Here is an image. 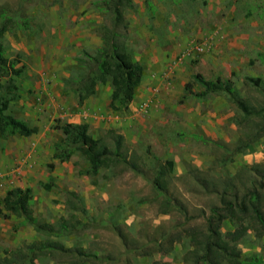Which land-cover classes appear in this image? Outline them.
Masks as SVG:
<instances>
[{"label": "rangeland", "instance_id": "rangeland-1", "mask_svg": "<svg viewBox=\"0 0 264 264\" xmlns=\"http://www.w3.org/2000/svg\"><path fill=\"white\" fill-rule=\"evenodd\" d=\"M94 1L24 0L30 26L4 34L5 56L23 67L10 111L38 131L0 139V256L40 239L20 217L1 210L6 190L19 186L31 188L33 213L47 222L67 214L69 192L81 199L90 226L61 241L97 253L94 264H189L192 245L185 229L202 220L188 219L220 204L223 181L243 165L264 162V130L257 132L254 124L264 119L242 120L239 108L223 94L183 98L184 85L195 74L230 79L241 97L264 104V96L248 81L264 79L258 56L264 52V0H133L126 13L133 57L145 51L138 43L141 30L160 41L170 37L179 46L155 75L157 81H152L148 60L143 62L141 83L119 112L109 108L108 83L99 84L81 105L74 93L61 90L76 55L100 44L103 15ZM17 2L0 0V5L15 7ZM65 122L87 123L94 137L108 143L107 130H115L123 136L125 156L141 170L118 164L88 174L78 153L60 162L53 157L62 139L55 125ZM248 138V148L233 152L240 139ZM166 159L173 161L170 191L185 212H159L162 195L153 189L150 168ZM232 229L225 220L222 234ZM238 245L244 257L264 264V236L249 229ZM59 261L40 257L24 264Z\"/></svg>", "mask_w": 264, "mask_h": 264}, {"label": "trees", "instance_id": "trees-1", "mask_svg": "<svg viewBox=\"0 0 264 264\" xmlns=\"http://www.w3.org/2000/svg\"><path fill=\"white\" fill-rule=\"evenodd\" d=\"M23 1L18 0L15 7L8 3L0 5V79L4 78L3 83L0 82V139L13 135L30 136L38 131L37 126L29 125L10 111L11 94L18 88L16 78L23 67L16 65L18 61L5 56L3 38L5 32L24 30L30 26L31 17L23 9ZM94 4L103 15L100 44L92 52L82 50L76 55L71 72L62 80V91L74 93L77 104L81 105L96 93L99 84L108 83L111 87L109 108L119 112L132 101L145 70L143 63L133 57L127 46L129 24L125 10L134 3L133 0H95ZM258 56L264 63V52ZM248 81L264 96V79L248 77ZM195 86L197 91L193 90ZM209 94L226 96L239 108L242 120L253 122L252 117L264 119V104L256 106L241 97L230 79L207 80L195 74L192 81L184 85L183 98H204ZM254 124L257 125V132L264 130V120ZM55 128L60 130L62 139L55 143L53 157L60 162H66L78 153L87 162L88 174L94 175L102 168L118 164L141 170L125 156L123 136L113 129L106 132L110 138L108 143L103 137H94L89 125L84 122H65L55 125ZM249 146L250 138L240 139L233 152ZM172 170L171 159L159 160L150 168L153 189L162 195L159 212L163 214L174 209L186 211L170 191ZM240 170L223 181L220 204L213 205L208 214L202 212L188 219L202 220L185 229L192 245L189 264H260L259 258L244 257L238 244L249 229H253L258 236H264V162L243 165ZM31 199V188L19 186L9 188L2 197L4 215L20 217L21 223L30 226L40 239L6 251L0 256V264L32 263L40 257L60 260V264H94L99 260L97 253L80 246L66 247L61 241L90 226L86 208L74 192H69L65 200L67 214L54 222L36 217ZM225 220L231 222L233 229L222 234L221 226ZM153 264L173 263L156 261Z\"/></svg>", "mask_w": 264, "mask_h": 264}, {"label": "crops", "instance_id": "crops-1", "mask_svg": "<svg viewBox=\"0 0 264 264\" xmlns=\"http://www.w3.org/2000/svg\"><path fill=\"white\" fill-rule=\"evenodd\" d=\"M125 13H127V9L125 10ZM146 32L148 31L141 30L138 33V36H140L139 37L140 42L138 41V43H141L143 48L145 47V51L139 54V56L136 55L135 59L142 63L148 60V62L146 63L150 67L149 73L150 74L153 73L152 81H157L159 80V78H154L156 77L155 75H158L157 73L159 72V69L162 68L166 63V61L169 59V57L176 52L179 44L174 43L172 38L170 37L168 40L164 38L162 39V41H160L157 39L156 36L147 35ZM143 35H145L146 37L143 38ZM135 46H137V43H135ZM128 50L131 52L132 49H128ZM62 88H63V84H62Z\"/></svg>", "mask_w": 264, "mask_h": 264}]
</instances>
